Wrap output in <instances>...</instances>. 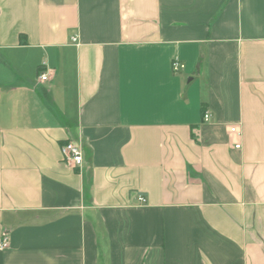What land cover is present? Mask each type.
I'll use <instances>...</instances> for the list:
<instances>
[{
  "label": "crops",
  "instance_id": "1",
  "mask_svg": "<svg viewBox=\"0 0 264 264\" xmlns=\"http://www.w3.org/2000/svg\"><path fill=\"white\" fill-rule=\"evenodd\" d=\"M0 234V264H264V0H0Z\"/></svg>",
  "mask_w": 264,
  "mask_h": 264
},
{
  "label": "built area",
  "instance_id": "2",
  "mask_svg": "<svg viewBox=\"0 0 264 264\" xmlns=\"http://www.w3.org/2000/svg\"><path fill=\"white\" fill-rule=\"evenodd\" d=\"M72 40L76 41L75 37H72ZM172 66L174 71H179L183 69L184 63L180 62L178 59L173 60ZM39 79L41 80H47L48 79V73L47 72H41L39 75ZM210 115L206 113L204 115L205 120H208ZM236 130V129H234ZM240 145L237 144L236 148H239ZM61 152L64 157V160L69 164H72L73 166H82L84 162V155H83V146L81 143L70 141L63 143L61 145ZM139 200L142 202L146 201V198L144 196H141ZM9 237L7 234H0V250H4L10 246Z\"/></svg>",
  "mask_w": 264,
  "mask_h": 264
}]
</instances>
